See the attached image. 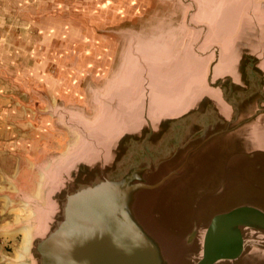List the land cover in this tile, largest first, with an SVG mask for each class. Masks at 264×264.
Returning <instances> with one entry per match:
<instances>
[{"label":"water","instance_id":"1","mask_svg":"<svg viewBox=\"0 0 264 264\" xmlns=\"http://www.w3.org/2000/svg\"><path fill=\"white\" fill-rule=\"evenodd\" d=\"M185 1L196 35L128 53L105 91L91 89L93 118L87 95L47 100L40 114L68 140L23 189L27 264H264V0L232 1L226 19L228 0L203 13ZM119 21L105 30L112 63L137 19ZM161 92L180 102L159 115Z\"/></svg>","mask_w":264,"mask_h":264},{"label":"crops","instance_id":"2","mask_svg":"<svg viewBox=\"0 0 264 264\" xmlns=\"http://www.w3.org/2000/svg\"><path fill=\"white\" fill-rule=\"evenodd\" d=\"M79 1L0 0V199L5 180L34 192L35 166L64 150L67 134L40 114L47 100L81 102L77 81L112 56L105 30L120 23L119 5Z\"/></svg>","mask_w":264,"mask_h":264},{"label":"rangeland","instance_id":"3","mask_svg":"<svg viewBox=\"0 0 264 264\" xmlns=\"http://www.w3.org/2000/svg\"><path fill=\"white\" fill-rule=\"evenodd\" d=\"M99 0H87L82 3H94ZM103 1V0H101ZM105 2H116L118 4V11L115 14L116 18H133L137 19L135 24H130L119 29L121 31L120 37H117L120 44L118 52H116L114 59H106L105 72L99 75H84L77 81V87L80 89V96L87 95L91 104L86 109L84 107L81 111L88 118H93L98 110L97 102L94 101L93 91L91 89H104L113 82L121 72L125 69L126 61L129 57L128 53L136 51L138 45H152L154 50L157 45L160 46L159 41L169 40L172 37H180L188 41L196 34L185 26V19L188 12L189 5L185 0H104ZM198 1L201 13L207 11L208 7L216 6L220 0H196ZM81 1L72 0V3L78 4ZM134 34L135 37H132ZM136 39V41L134 40ZM140 42V43H138ZM143 43V44H141ZM113 46V44H112ZM163 46V45H162ZM116 47V44H115ZM145 48V47H144ZM111 53L110 55H112ZM110 71L111 74H107ZM114 77V78H113ZM87 89V91H84ZM80 98V97H79ZM82 99V100H83ZM96 102V103H95ZM81 102L72 103L70 105L77 106ZM85 104V103H84ZM85 106V105H83ZM85 112V113H84ZM1 161L6 162L8 156L1 155ZM5 159V160H4ZM0 161V162H1ZM6 179V178H5ZM15 181V180H14ZM19 182V179L17 180ZM16 181V182H17ZM11 180H5L4 186L1 188L5 190L0 199V264H18L20 253L25 247V233L24 228L28 225L31 212L26 210L23 203L26 195L23 194V187L17 183L12 186ZM8 183V184H7ZM0 184L2 182L0 181ZM35 187H33L34 190Z\"/></svg>","mask_w":264,"mask_h":264},{"label":"bare ground","instance_id":"4","mask_svg":"<svg viewBox=\"0 0 264 264\" xmlns=\"http://www.w3.org/2000/svg\"><path fill=\"white\" fill-rule=\"evenodd\" d=\"M232 1H237V0H228L226 2L223 1V2H225L224 3L225 5L223 6V8L218 13V15L220 17H223L224 19H226L231 14V11L230 10L232 8L230 7V4H228V3L232 2ZM164 93H166V91ZM164 93L161 92V96H156V99H153V103L151 104V109L154 110V111H159V112H157L159 115L162 114V112H160V111H164V110H167V109H170V108H174V106L177 105L180 102V100L178 99V97H175V96H174V99H172L171 101H169L171 94H168L167 102H165V94ZM152 94L154 95L155 94V91L151 92V95ZM156 100H158V102H156ZM23 232L25 233V236H26V239H25V247H24V250L20 253L19 259L16 260V262H18V264H27L24 260L26 259V256L29 255L30 245H31V240H32V230H31V227L24 228Z\"/></svg>","mask_w":264,"mask_h":264}]
</instances>
